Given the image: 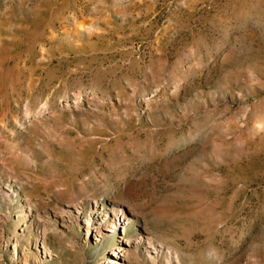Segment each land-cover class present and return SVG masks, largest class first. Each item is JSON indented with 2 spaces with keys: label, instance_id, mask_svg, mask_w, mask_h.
<instances>
[{
  "label": "rangeland",
  "instance_id": "1",
  "mask_svg": "<svg viewBox=\"0 0 264 264\" xmlns=\"http://www.w3.org/2000/svg\"><path fill=\"white\" fill-rule=\"evenodd\" d=\"M0 264H264V0H0Z\"/></svg>",
  "mask_w": 264,
  "mask_h": 264
}]
</instances>
